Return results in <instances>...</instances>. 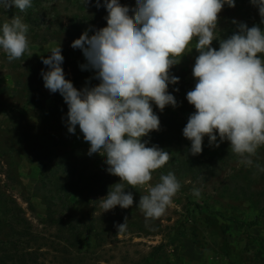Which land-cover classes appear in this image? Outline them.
<instances>
[{"label":"rangeland","instance_id":"rangeland-1","mask_svg":"<svg viewBox=\"0 0 264 264\" xmlns=\"http://www.w3.org/2000/svg\"><path fill=\"white\" fill-rule=\"evenodd\" d=\"M120 3L130 9L136 7V0ZM94 4L95 0L87 5L82 0H33L25 12L0 9V24L20 16L29 25L30 41L28 51L12 62L0 50V215L12 204L22 208L41 238L40 259L47 264H264V171L256 167L264 168V146L257 150L253 165L245 166L239 163L240 157L231 151L228 141L218 148L209 147L205 137L202 153L195 156L208 165H216V173L194 177L195 174L175 167L176 160L190 154L191 142L182 131L195 111L186 95L196 83L192 74L199 55L194 48L196 41L191 42L193 49L170 70L179 78V83L168 89L178 106H166L161 112L153 105L160 130L143 138L149 141L147 147L158 145L170 153L167 164L152 173L149 183L155 185L162 174L174 173L181 187L173 203L161 217L146 220L137 205L141 196L148 194L147 189L129 186L125 192H132L133 206H117L103 212L99 199L119 182V177L106 172L105 157L87 154L89 144L83 140L79 126L75 134L68 133L62 119L66 117L67 105L58 92L50 93L44 87L41 76L42 70L47 71L41 56L46 58L52 47L61 44L65 78L78 90L99 83L92 78L93 70H81L80 65L86 63L81 50L70 47L86 29L107 26L89 19L96 10ZM249 6L235 0V7L222 8L217 29L220 39L225 37V31L244 22L239 10ZM249 12L256 14L258 9L252 6L243 16ZM212 47L218 50L219 41L214 40ZM70 60L74 63L69 64ZM173 88L179 91L174 92ZM31 102H37L39 107L31 106ZM51 172V181L58 180L66 189L96 172L108 184L102 193L90 197L89 208L82 209V218L91 223L82 229L72 248L57 242L54 229L42 223L45 207L39 188L43 176ZM193 188L200 189L199 197L193 195ZM71 200L81 209L78 197ZM229 218L256 225L245 230ZM125 219L124 229L118 231L117 226ZM225 226H229L226 231ZM255 239L261 240L263 248Z\"/></svg>","mask_w":264,"mask_h":264},{"label":"clouds","instance_id":"clouds-1","mask_svg":"<svg viewBox=\"0 0 264 264\" xmlns=\"http://www.w3.org/2000/svg\"><path fill=\"white\" fill-rule=\"evenodd\" d=\"M250 3L264 24V0ZM32 5L33 0H0V9L6 11L25 12ZM225 5L235 7V0H136L134 9L120 0H103V4L95 0L97 9L107 11V26L86 29L70 45L81 50L86 60L81 70L94 71L92 78L99 83L92 87L78 90L65 78L61 44L52 47L46 58L41 56L47 67L41 71L44 87L58 92L67 105L62 119L68 133L75 134L79 126L89 144L87 154L105 157L106 172L119 177L99 199L103 212L117 206L130 208L133 194L125 189L143 186L148 194L141 196L137 208L146 220L156 219L180 190L172 172L162 174L155 185L149 183L152 173L167 164L170 153L158 145L147 147L149 141L143 138L160 130L153 105L161 112L166 106H178L168 89L179 78L170 70L193 49L194 38L199 53L192 69L196 83L186 99L195 111L182 131L191 142L188 151L193 156L201 154L205 137L209 147L228 141L239 163L253 165L257 150L264 146V29L238 23L235 33L220 39L218 14ZM28 32L29 25L20 16L0 24V50L9 62L28 51ZM214 40L219 41L218 50L212 47ZM200 194V189L193 188L194 196ZM126 220L117 226L118 231Z\"/></svg>","mask_w":264,"mask_h":264},{"label":"trees","instance_id":"trees-1","mask_svg":"<svg viewBox=\"0 0 264 264\" xmlns=\"http://www.w3.org/2000/svg\"><path fill=\"white\" fill-rule=\"evenodd\" d=\"M238 4H245L250 6L240 12V17L243 19L247 26L250 28L257 25L264 29V24H261V17L259 13H251L243 16L247 11L251 10L250 0H236ZM103 4V0H100ZM246 8V7H245ZM107 11L104 7L96 8L90 20L100 24H106L105 17ZM238 24V23H237ZM237 24L225 31L222 39H227L237 31ZM195 41V38L193 39ZM74 63L70 60V63ZM66 66V64H65ZM34 98V97H33ZM36 99V98H34ZM31 106L39 107L37 102H31ZM41 111H44L40 107ZM50 109L45 111L50 114ZM73 154V153H72ZM177 170L183 173H189L194 177H209L213 176L216 172V165H208L204 159H199L197 156L186 154L183 158L175 161ZM53 173L45 174L41 181L39 192L43 195L44 213L42 223L54 229L53 238L64 244L66 247H74L76 245V238H78L82 229H85L88 224L86 219L82 218L84 208H89V199L97 192H103V189L108 185L104 182L102 174L91 173V177L86 176L82 181L76 182L75 186L71 185L70 188H64L57 182L53 183L51 178ZM68 190V192L66 191ZM78 197L81 200L79 209L72 197ZM6 209L0 215V264H47L40 259L42 253L40 249L41 238L35 232V229L26 217L25 212L17 204H12V207L6 206ZM198 209H202L197 206ZM206 209V208H204ZM220 215V214H219ZM221 217H223L221 215ZM228 221L235 222L240 228L249 229L256 225V222L245 224L236 219L229 218ZM229 226L224 227V231L228 230ZM259 242L261 240L255 239ZM262 247V245H261ZM263 248V247H262Z\"/></svg>","mask_w":264,"mask_h":264}]
</instances>
